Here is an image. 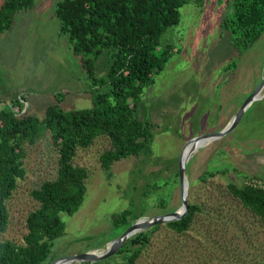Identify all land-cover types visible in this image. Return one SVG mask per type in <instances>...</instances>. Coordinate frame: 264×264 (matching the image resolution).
I'll return each instance as SVG.
<instances>
[{
    "label": "rangeland",
    "instance_id": "obj_1",
    "mask_svg": "<svg viewBox=\"0 0 264 264\" xmlns=\"http://www.w3.org/2000/svg\"><path fill=\"white\" fill-rule=\"evenodd\" d=\"M228 1L189 0L180 9L179 24L162 34L160 45L171 44L176 53L141 94L135 116L153 129L139 156L113 164L106 181L98 158L109 148L108 141L99 138L91 148L78 150L74 163L88 170L84 200L74 215L61 216L64 234L54 240L44 264L89 251L104 253L118 238L111 225L114 213L130 209L143 215L139 219H149L180 208L176 174L185 145L222 131L264 77V35L240 51L221 30L231 13ZM54 11L55 1L35 0L31 10L15 14L10 30L0 34V100L9 103L23 96L22 114L38 119L57 96L66 113L91 108L96 90L68 37L58 34ZM109 55L105 51L96 60L97 78L106 77ZM106 91L108 86L99 93ZM23 149L26 176L7 203L8 226L0 234V240L18 246L27 232L26 217L38 207L30 193L54 180L57 172V152L44 127ZM211 172L220 174L204 183L198 180ZM184 175L187 203L199 205L200 213L184 234L160 225L136 264H264L263 222L226 190L227 184L241 186L252 177L264 181V88L231 131L190 154ZM121 258L115 254L70 264H108Z\"/></svg>",
    "mask_w": 264,
    "mask_h": 264
},
{
    "label": "trees",
    "instance_id": "obj_2",
    "mask_svg": "<svg viewBox=\"0 0 264 264\" xmlns=\"http://www.w3.org/2000/svg\"><path fill=\"white\" fill-rule=\"evenodd\" d=\"M59 20V35L68 37L71 51L80 58L82 70L96 88L92 107L64 112L62 99L47 107L43 119L22 114L23 96L9 103L0 100V234L9 220L7 203L26 176L24 144H33L44 127L57 152L54 180L43 181L30 196L38 207L25 220L23 245L0 240V264H44L54 240L64 234L62 215H74L84 200L88 170L75 165L78 150L91 148L105 138L109 148L98 158L103 178L109 181L113 164L137 157L152 139L153 125L137 119L143 90L154 83L175 55L171 44L160 45L162 34L180 21V9L189 0H53ZM231 13L221 30L232 36L231 45L240 51L250 49L264 35V0H230ZM35 0H3L0 5V34L10 30L15 14L31 10ZM109 52L105 78H97L95 63ZM234 66V63H232ZM230 65V64H229ZM228 65V66H229ZM231 66V65H230ZM108 86V91L99 93ZM92 92V90H89ZM222 170L221 173H226ZM219 172L201 174L202 183ZM178 176V173L176 174ZM226 185V190L243 208L264 224V190L249 183ZM180 220L166 223L176 234L192 226L201 207L188 204ZM130 209L111 215V225L119 237L141 218ZM160 226L150 227L128 238L116 253L121 261L108 264H136Z\"/></svg>",
    "mask_w": 264,
    "mask_h": 264
},
{
    "label": "water",
    "instance_id": "obj_3",
    "mask_svg": "<svg viewBox=\"0 0 264 264\" xmlns=\"http://www.w3.org/2000/svg\"><path fill=\"white\" fill-rule=\"evenodd\" d=\"M263 88H264V77L260 85L249 94L247 99L243 102V104L241 105L237 113L235 114L234 118L227 124V126L222 131L212 134V135H205V136L194 138L190 142H188L185 145V147L189 145L191 142H195V145H196L198 142L206 140L208 143L210 141L216 140L217 138L226 135L240 121V119L242 118V116L244 115L248 107L250 106V104L253 101L258 99V95ZM194 148L195 146L188 153L186 157V161H184L183 159V156H182L183 151H182L180 159H179V163H178V178H179L180 200H181V206L179 209L169 214H166V215L151 217L149 219L136 220L118 238L110 242L109 247L105 250L104 253L100 255H96L94 252L89 251L84 254L69 256V257L59 259V260H55L51 264H59V263H65V262L66 263L67 262L86 263V262H94L97 260H102V259L112 257L121 249L123 243L128 238L133 236L134 234L140 233L153 226H157V225L160 226V225H164L169 222L180 220L182 217H184L187 214L188 207H189L187 203V191L184 190V186L185 184H187L185 180L184 172H185L187 160L190 154L194 151Z\"/></svg>",
    "mask_w": 264,
    "mask_h": 264
},
{
    "label": "bare ground",
    "instance_id": "obj_4",
    "mask_svg": "<svg viewBox=\"0 0 264 264\" xmlns=\"http://www.w3.org/2000/svg\"><path fill=\"white\" fill-rule=\"evenodd\" d=\"M207 143V141H200L195 145V142H191L189 145H187L182 153L183 159L184 161H186V157L188 155V153L193 149V147L195 146L194 150H196L197 148H199L202 145H205ZM184 190L187 191V184H185L184 186ZM59 264H70L69 262H65V263H59Z\"/></svg>",
    "mask_w": 264,
    "mask_h": 264
},
{
    "label": "built area",
    "instance_id": "obj_5",
    "mask_svg": "<svg viewBox=\"0 0 264 264\" xmlns=\"http://www.w3.org/2000/svg\"><path fill=\"white\" fill-rule=\"evenodd\" d=\"M249 184L255 188H259V189L264 190V181L263 180L252 179Z\"/></svg>",
    "mask_w": 264,
    "mask_h": 264
}]
</instances>
